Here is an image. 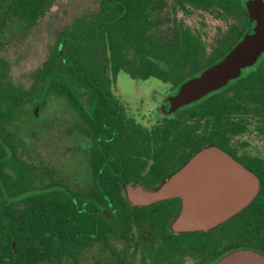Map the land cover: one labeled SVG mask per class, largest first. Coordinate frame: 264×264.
Instances as JSON below:
<instances>
[{
  "label": "trees",
  "instance_id": "trees-1",
  "mask_svg": "<svg viewBox=\"0 0 264 264\" xmlns=\"http://www.w3.org/2000/svg\"><path fill=\"white\" fill-rule=\"evenodd\" d=\"M245 2L100 0L97 14L57 30L52 48L25 85L12 77L3 53L23 43L48 0H0V248H13V240L15 248H52V259L61 260L60 248L71 254L70 248L95 242L109 248L113 239H132L152 260L168 261L166 253L173 248H191L195 264L233 248L264 254V154L249 149L250 139L264 141V52L221 88L170 113L158 111L150 125L125 114L112 92L121 70L136 80L158 79L176 92L241 39L248 26ZM192 9L229 20L209 51L200 33L177 18L178 11ZM49 93L85 119L73 126L85 135L87 171L82 175L92 187L71 184L27 149L21 128ZM84 93L89 94L87 111ZM210 144L259 178L257 195L241 211L207 230L174 232L169 225L179 198L148 206L128 202L127 181L156 186Z\"/></svg>",
  "mask_w": 264,
  "mask_h": 264
},
{
  "label": "water",
  "instance_id": "water-1",
  "mask_svg": "<svg viewBox=\"0 0 264 264\" xmlns=\"http://www.w3.org/2000/svg\"><path fill=\"white\" fill-rule=\"evenodd\" d=\"M245 5L248 26L241 39L221 60L168 95V107L161 104L162 113H170L221 88L264 52V0H246ZM259 185L253 171L219 146L210 144L194 152L156 186L127 181L124 194L134 206L179 198V210L169 227L174 232H185L207 230L229 219L254 199ZM12 247L15 248L13 240ZM210 264H264V254L250 248H235Z\"/></svg>",
  "mask_w": 264,
  "mask_h": 264
},
{
  "label": "rangeland",
  "instance_id": "rangeland-1",
  "mask_svg": "<svg viewBox=\"0 0 264 264\" xmlns=\"http://www.w3.org/2000/svg\"><path fill=\"white\" fill-rule=\"evenodd\" d=\"M58 3L65 5L64 0H58ZM73 3L92 4L91 0H73ZM66 4H69V0ZM177 18L200 33L207 51L229 22L223 17L197 9H192L190 13L178 11ZM43 22L37 23L35 28L30 30L22 44L17 47L8 46L3 53L10 61L12 77L25 85L30 84V72L45 59L52 48L57 30L60 29L52 23ZM112 92L125 104L129 114L136 121L150 125L158 119L159 103L175 91L168 83L158 79L136 80L127 71L121 70L112 86ZM63 102L64 100L54 93L47 94L44 106L37 109L36 118L30 117L28 124L22 126L21 131L29 152L44 158L71 180L78 181L86 155L81 151L82 136L73 126L77 122L75 115L64 108ZM249 149L264 154V141L250 139Z\"/></svg>",
  "mask_w": 264,
  "mask_h": 264
},
{
  "label": "flooded vegetation",
  "instance_id": "flooded-vegetation-1",
  "mask_svg": "<svg viewBox=\"0 0 264 264\" xmlns=\"http://www.w3.org/2000/svg\"><path fill=\"white\" fill-rule=\"evenodd\" d=\"M65 5L58 3V0H48V4L44 6V12L41 14L37 20L35 25L30 27V30L34 29L37 23L43 22L44 24H53L56 25V28H63L70 25L74 19H84L89 17L92 14H97L99 12V1L100 0H91L92 4H66ZM0 10L2 7L0 6ZM13 19L16 21L19 20V16L17 14L12 15ZM23 20V19H22ZM18 23V22H17ZM18 25V24H17ZM19 27L22 24L18 25ZM177 91V90H176ZM174 92L173 94H175ZM170 94V95H173ZM167 96H165L166 98ZM165 98L159 103L157 108L158 111H161V104L165 105L167 109V101ZM45 104L40 106H34L33 108V116L32 118H36L38 108H42ZM64 108H67L72 114L75 115L77 122L75 124L83 125L85 119L83 116L79 115L69 104L64 101ZM82 104L83 107L89 109L90 100L89 94L84 93L82 96ZM124 104V103H123ZM124 113L131 117L129 114L125 104H124ZM81 134V151L86 155L87 144L85 140L84 133L76 129ZM234 158V157H233ZM237 160V159H236ZM238 161V160H237ZM81 175L87 171V161L83 163L81 166ZM74 181L71 184H76L82 187H92L94 186L93 181L84 179ZM137 230V229H136ZM112 241V244L106 248L100 247L96 242L91 243L88 246H82L81 248H70L71 254H69L65 248H60L63 255H59L61 260H57L55 256L52 259V248H0V264H195V258L193 255V250L191 248H183L177 249L173 248L171 251L166 253L168 261L163 260H152L147 255L144 256L146 252V248H142L140 245L134 244L132 239L126 241L125 243H117V241ZM153 252L158 250L157 248H151ZM235 249V248H233ZM5 251L10 250L9 254H5ZM232 250V249H229ZM227 250V251H229ZM36 251L44 252L43 258L39 257L38 259L35 257ZM225 251V252H227ZM161 252V251H159ZM219 254L215 258L210 261H207L203 264H210L214 262L219 256L223 253ZM143 258V259H142ZM160 258L161 254H160Z\"/></svg>",
  "mask_w": 264,
  "mask_h": 264
}]
</instances>
